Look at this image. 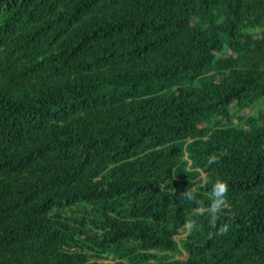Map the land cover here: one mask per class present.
I'll use <instances>...</instances> for the list:
<instances>
[{
  "label": "trees",
  "instance_id": "16d2710c",
  "mask_svg": "<svg viewBox=\"0 0 264 264\" xmlns=\"http://www.w3.org/2000/svg\"><path fill=\"white\" fill-rule=\"evenodd\" d=\"M0 235L17 264H264V0H0Z\"/></svg>",
  "mask_w": 264,
  "mask_h": 264
},
{
  "label": "clouds",
  "instance_id": "9594fccd",
  "mask_svg": "<svg viewBox=\"0 0 264 264\" xmlns=\"http://www.w3.org/2000/svg\"><path fill=\"white\" fill-rule=\"evenodd\" d=\"M218 161V157L213 155L209 161L208 164L212 165L217 163ZM202 175H205V173L203 172ZM228 193H229V184L227 180H224L222 178H216L213 185H212V189H211V203L210 205H208L207 208H197L194 212V215H200L203 212H208V214L211 216V218L213 220H215L216 216L228 206ZM184 196L186 197L187 200L189 201H195L197 199V195L194 191H186L184 193ZM187 228L191 231L193 229H197V223L195 220H190ZM198 230V229H197ZM180 231V232H179ZM187 234V231L184 232L181 230V228L178 230V232L176 234H174L173 238L175 239V241L177 242L178 245H180V241L182 238L185 237V235ZM5 237H2V235H0V264H17L16 263V259L11 256L9 254V251L6 250L5 247ZM182 242V241H181ZM23 250V249H22ZM183 250V254H179L180 256H184V257H178L180 259H186L187 258V252ZM24 254H28V251L26 249L23 250ZM105 262H114V260L111 259H105ZM150 261H152V259H150ZM114 264V263H113Z\"/></svg>",
  "mask_w": 264,
  "mask_h": 264
},
{
  "label": "bare ground",
  "instance_id": "6f19581e",
  "mask_svg": "<svg viewBox=\"0 0 264 264\" xmlns=\"http://www.w3.org/2000/svg\"><path fill=\"white\" fill-rule=\"evenodd\" d=\"M120 211V210H119ZM39 244V243H38ZM40 245V244H39ZM42 247V246H41ZM38 248H40V247H38ZM38 260H40V259H38ZM41 261V260H40Z\"/></svg>",
  "mask_w": 264,
  "mask_h": 264
},
{
  "label": "rangeland",
  "instance_id": "374dc122",
  "mask_svg": "<svg viewBox=\"0 0 264 264\" xmlns=\"http://www.w3.org/2000/svg\"><path fill=\"white\" fill-rule=\"evenodd\" d=\"M178 257H184V256H180V255H178Z\"/></svg>",
  "mask_w": 264,
  "mask_h": 264
}]
</instances>
